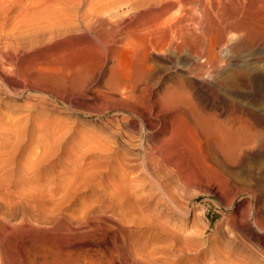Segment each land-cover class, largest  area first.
<instances>
[{
	"label": "rangeland",
	"instance_id": "obj_1",
	"mask_svg": "<svg viewBox=\"0 0 264 264\" xmlns=\"http://www.w3.org/2000/svg\"><path fill=\"white\" fill-rule=\"evenodd\" d=\"M96 2L0 0V30L21 37L25 24L66 30L74 12ZM196 7L211 19L202 18L198 34L225 50L223 72L246 73L231 89L213 86L203 105L217 116L208 120L237 124L243 106L254 143L220 164L205 149L210 139L181 120L173 143L191 170H155L162 192L143 164L157 133L145 128L144 114L160 87L179 85L177 77L188 87L181 59L191 49L150 63L158 84L135 92L139 100L111 93L123 90L134 64L124 47L111 62L98 38L77 33L11 51L16 66L0 84V264H264V0Z\"/></svg>",
	"mask_w": 264,
	"mask_h": 264
},
{
	"label": "bare ground",
	"instance_id": "obj_2",
	"mask_svg": "<svg viewBox=\"0 0 264 264\" xmlns=\"http://www.w3.org/2000/svg\"><path fill=\"white\" fill-rule=\"evenodd\" d=\"M184 1L98 0L97 8L94 10L81 15L74 12L70 26L66 30L50 27L40 29L37 24L33 23L24 25V32H27L22 37L0 30V84L8 83L9 80L6 77L8 68L16 66L17 61L8 54L9 52L33 51L60 34L80 33L84 36L90 35L98 38L100 46L111 62L114 59V53L119 48L124 47L123 51L125 48L130 51L129 53L134 57V64L132 70L127 72L125 83L122 85L123 90L111 91L117 98L129 100L133 98L135 92L142 93L158 84V77L152 71L150 63L171 62L174 56H182L184 51L191 49L192 52H187L181 59L185 71L191 75L186 81L188 87L185 88L187 89L182 87L183 79L177 77L179 85L160 87L153 98L150 97L148 100L144 114L147 117V121L144 122L145 128L148 131L157 129V133L156 140L153 139L156 145L145 152L143 164L146 171L150 170L149 180L160 191L162 188L153 174L155 170H165L164 166L167 165L173 167L178 173L190 172L191 168L188 163H185L183 157V148L173 143L181 130L180 121L183 119L187 120L189 130L195 133L201 132L202 136L205 135L204 138L210 139L204 143L206 151L210 152L220 164H226L227 160L236 159L254 143L246 128L248 120L244 119L249 113L246 108L240 106L236 108V112L241 116V118L237 117V124L228 123L229 127L211 125L208 119H215L217 115L216 113L209 114L203 104L215 95V89H213L215 84L220 83L231 89L238 81L239 83L245 82L246 73L244 71H238L236 74L223 72L224 63L220 54L225 50L217 51L216 47L206 43L198 34L202 18L211 21L210 14L202 9L201 17L197 15L196 4L199 5L200 0H193L192 3L195 6L190 10L184 8ZM219 9L218 4V11ZM150 56L153 59L150 60ZM123 71L126 73L125 70ZM183 71L182 73L185 72ZM206 76L209 77L208 80L205 79ZM125 89H130V91L126 92ZM139 98L140 96H136L133 99L139 100ZM255 118V124L259 126L261 120L258 117ZM130 122L136 124V119L131 118ZM261 124L264 125L263 122ZM127 141L132 143L129 138ZM201 145L202 143L197 147L200 149ZM204 162L201 164L206 165ZM137 178H133L132 181ZM182 214L186 215L185 212ZM249 230L252 236L256 235L253 226H250Z\"/></svg>",
	"mask_w": 264,
	"mask_h": 264
}]
</instances>
